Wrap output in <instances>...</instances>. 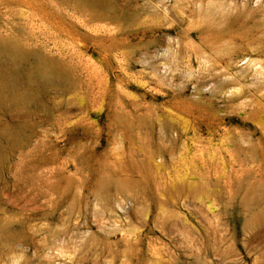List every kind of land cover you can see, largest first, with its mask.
<instances>
[{
	"label": "rangeland",
	"instance_id": "1",
	"mask_svg": "<svg viewBox=\"0 0 264 264\" xmlns=\"http://www.w3.org/2000/svg\"><path fill=\"white\" fill-rule=\"evenodd\" d=\"M0 69V264H264V0H0Z\"/></svg>",
	"mask_w": 264,
	"mask_h": 264
},
{
	"label": "bare ground",
	"instance_id": "2",
	"mask_svg": "<svg viewBox=\"0 0 264 264\" xmlns=\"http://www.w3.org/2000/svg\"><path fill=\"white\" fill-rule=\"evenodd\" d=\"M10 47H11L10 49L13 52V54L21 53L14 45H11ZM53 65L54 64L49 62L48 60L41 59L39 63V67H38V72L41 73L42 75H52V74L59 73V70L54 67L55 65L54 66ZM3 76H4V72L0 69V77H3ZM30 94H31V91L30 92L23 91L20 94L14 96V101L21 102L25 100L26 97L29 96Z\"/></svg>",
	"mask_w": 264,
	"mask_h": 264
}]
</instances>
